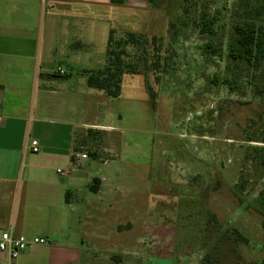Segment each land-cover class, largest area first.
I'll list each match as a JSON object with an SVG mask.
<instances>
[{
    "label": "rangeland",
    "instance_id": "rangeland-1",
    "mask_svg": "<svg viewBox=\"0 0 264 264\" xmlns=\"http://www.w3.org/2000/svg\"><path fill=\"white\" fill-rule=\"evenodd\" d=\"M149 4L152 14L132 31L144 34L142 41L114 48L125 50L119 97L85 83L87 72L110 62L107 25L84 35L92 51L59 60L64 74L74 76L61 79L65 86L95 94L78 102L93 123L77 132L76 153L99 175L106 171L111 184L107 189L100 181L83 215L93 234L84 264H201L206 254L219 264H264V170L257 163L264 152L256 151L264 148V60L228 71L234 27L253 21L264 29V2ZM204 18L214 33L204 30ZM128 32L114 30V41ZM88 129L103 133L86 138Z\"/></svg>",
    "mask_w": 264,
    "mask_h": 264
},
{
    "label": "crops",
    "instance_id": "crops-1",
    "mask_svg": "<svg viewBox=\"0 0 264 264\" xmlns=\"http://www.w3.org/2000/svg\"><path fill=\"white\" fill-rule=\"evenodd\" d=\"M144 14H152L147 0L118 7L111 0H0V227L50 241L30 247L16 264H84L93 235L83 219L96 194L90 186L94 179L111 185L91 160L73 162L77 132L93 123L78 102L95 94L78 95L60 79L42 78L55 64L66 72L60 58L73 61L80 50L92 51L84 35L95 26L138 31ZM33 141L38 153L31 151ZM8 262L0 252V264Z\"/></svg>",
    "mask_w": 264,
    "mask_h": 264
},
{
    "label": "trees",
    "instance_id": "trees-1",
    "mask_svg": "<svg viewBox=\"0 0 264 264\" xmlns=\"http://www.w3.org/2000/svg\"><path fill=\"white\" fill-rule=\"evenodd\" d=\"M70 1V0H64ZM149 3H154L155 0H147ZM264 2V0H262ZM127 0H111L112 5L114 6H123L125 5ZM206 14V13H204ZM255 14L260 15V11H256ZM205 18L203 19V22ZM204 26L208 29V32L214 33L213 24L208 22H204ZM234 32L236 35L235 42L229 48V58L233 64V66L229 65L228 71L233 73L236 68H251L257 67L260 65L261 61L264 60V29L262 26L257 25V23L250 21L244 24H238L234 27ZM114 31H111V35L109 36L108 41V50L107 55L109 58V64L106 65L105 68L98 70L97 72H87V86L91 89H98L104 91L107 96L117 98L119 97V93L121 91V82L122 70L120 66L122 64V54L125 53V50L122 52H117L114 48H119L125 45H138L140 40L142 41V37L144 34H137L133 32H128L126 38H122L121 40L115 42L113 39ZM157 39L153 38V44H156ZM113 59V62H112ZM155 67L159 69V64L155 63ZM52 76L54 79H68L69 76L66 74H61L57 71L55 74L48 75ZM257 91L259 93H263V90L260 86L256 85ZM103 132L100 130L88 129L85 131L86 138L98 139ZM77 143V142H75ZM77 145V144H76ZM75 150H78V147L75 146ZM257 154L260 155L261 152H264V148L256 149ZM91 158H97V153L89 154ZM261 162H257L261 168L264 170V156L261 157ZM99 179H94L90 189L97 193L99 191ZM260 208L264 210V192L261 193L259 198ZM201 264H219V261H216L210 254H206L203 257Z\"/></svg>",
    "mask_w": 264,
    "mask_h": 264
},
{
    "label": "built area",
    "instance_id": "built-area-1",
    "mask_svg": "<svg viewBox=\"0 0 264 264\" xmlns=\"http://www.w3.org/2000/svg\"><path fill=\"white\" fill-rule=\"evenodd\" d=\"M40 150L39 143L33 141L31 144V151L38 153ZM87 158L84 153H74V165L76 162ZM65 175L63 172H61ZM50 244V241L44 237H27L25 235L14 234L10 230H5L0 227V252L9 255V262L6 264H16L20 256L33 246H45Z\"/></svg>",
    "mask_w": 264,
    "mask_h": 264
}]
</instances>
